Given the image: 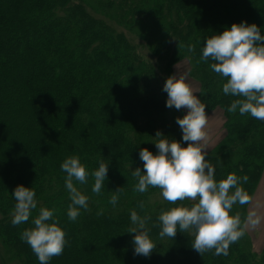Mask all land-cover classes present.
Segmentation results:
<instances>
[{
  "label": "trees",
  "instance_id": "1",
  "mask_svg": "<svg viewBox=\"0 0 264 264\" xmlns=\"http://www.w3.org/2000/svg\"><path fill=\"white\" fill-rule=\"evenodd\" d=\"M241 20L264 35V0H0V244L8 258L39 264L20 239L37 210L23 224L10 223L11 193L20 184L35 190L37 209H54L65 233L62 253L48 264H264V246L258 256L246 228L227 255H200L189 232L161 238L156 217L169 202L150 203L159 188L136 192L131 175L136 167L143 171L140 148L155 154L157 131L180 140L175 118L182 114L165 107L157 73L126 33L165 59L168 75L188 59L187 77L199 84L205 112L220 107L224 115L225 135L205 158L217 180L230 172L247 175L242 187L252 197L264 170V121L227 112L236 97L222 93L226 78L209 68L211 61L199 60L205 37ZM71 155L89 173L99 160L108 163L99 194L91 191V176L85 184L73 181L88 197V210L75 221L66 216L70 201L60 169ZM247 208L236 204L232 211L243 219ZM130 210L150 217L156 246L147 257L133 254Z\"/></svg>",
  "mask_w": 264,
  "mask_h": 264
},
{
  "label": "clouds",
  "instance_id": "2",
  "mask_svg": "<svg viewBox=\"0 0 264 264\" xmlns=\"http://www.w3.org/2000/svg\"><path fill=\"white\" fill-rule=\"evenodd\" d=\"M193 51V45L187 46ZM200 61H211L209 68L226 78L222 93L236 97L226 111L248 115L264 121V35L255 23H232L219 33L205 37L200 50ZM162 91L166 92L165 107L186 109L182 116L175 118L181 130L180 140L169 139L157 131L154 142L156 152L140 148L138 157L142 167L131 170L136 178L134 191L144 193L148 188H159L164 200L169 202L167 209H161L156 217L159 222L158 235L172 238L177 230L189 232L191 247L200 255L214 250V255H227L228 247L245 235V228H256L264 220L257 207H249L243 219L233 212V206L248 205L251 195L242 187L247 183V175L237 176L230 172L225 177L215 178L216 168L206 159L207 117L205 103L196 95L187 82V74L175 72L164 79ZM182 142H187L182 144ZM64 176V187L69 203L66 216L75 221L80 210H88V197L73 183H87L92 178L91 191L99 194L105 188L108 163L98 161V166L90 173L79 156H67L60 163ZM121 187L112 191L108 203L117 204ZM15 203L11 211L12 225H20L29 220L33 210L31 227L24 228L20 239L27 243L39 264H48L53 256H59L66 244L65 233L54 216V209L40 206L37 209L35 190L16 185L11 193ZM188 203H176L177 201ZM144 207L141 201L138 205ZM102 211V210H101ZM98 211L97 215L101 214ZM130 227L126 232L133 233V254L147 257L155 248L147 226L150 217L141 216L135 210L129 212Z\"/></svg>",
  "mask_w": 264,
  "mask_h": 264
},
{
  "label": "rangeland",
  "instance_id": "3",
  "mask_svg": "<svg viewBox=\"0 0 264 264\" xmlns=\"http://www.w3.org/2000/svg\"><path fill=\"white\" fill-rule=\"evenodd\" d=\"M130 38L133 44L136 47L137 52L145 59L150 65L153 66L155 72L158 77L157 80L162 87L164 79L169 76L167 73V69L164 68L165 59H160L155 54L148 49L143 41L140 39L132 37L129 33H126ZM173 39L170 38L169 42ZM160 56V55H159ZM189 70V61L188 59H184L180 61L175 67H173L172 74L177 72L180 73H188ZM188 76V74H187ZM187 82L193 88L194 91H197L199 88V84L192 77H187ZM198 92V91H197ZM198 93H196L197 95ZM171 109V108H170ZM186 112V109H180V113L183 115ZM206 113V112H205ZM207 117V125L206 130L208 133V140L206 144V152L208 154L216 145L219 144L220 139L224 137L226 129L224 125V115L223 110L220 107H216L214 110L212 109L209 113H206ZM181 133V130H180ZM187 142H182V144H186ZM148 201L150 203H161L164 199L160 194V190H156L148 196ZM249 207H257V210L264 216V170L262 171V175L260 180L258 181L256 188L254 190V194L252 195L251 203L248 204ZM247 208V210H248ZM247 232L250 235L252 240L251 249L256 252L259 256L263 246H264V220L261 221L260 225L256 228H247ZM7 252H4L3 246L0 244V264H19L16 259L8 258Z\"/></svg>",
  "mask_w": 264,
  "mask_h": 264
}]
</instances>
